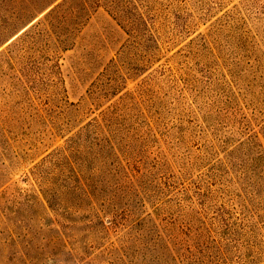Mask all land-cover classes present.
<instances>
[{"label": "rangeland", "instance_id": "obj_1", "mask_svg": "<svg viewBox=\"0 0 264 264\" xmlns=\"http://www.w3.org/2000/svg\"><path fill=\"white\" fill-rule=\"evenodd\" d=\"M130 2L0 0V264H264V0Z\"/></svg>", "mask_w": 264, "mask_h": 264}, {"label": "trees", "instance_id": "obj_2", "mask_svg": "<svg viewBox=\"0 0 264 264\" xmlns=\"http://www.w3.org/2000/svg\"><path fill=\"white\" fill-rule=\"evenodd\" d=\"M41 2L45 10H48L43 21L51 18L56 19L67 30L61 40V48L65 50L74 45L73 32L86 24V21L99 7H104L120 25L132 24V21L144 22L145 19L143 12L135 8L130 0H41ZM204 244L205 242H199V247ZM204 248L209 249L207 246ZM200 249L198 250L199 255L195 257L194 261L197 264H211V256L206 259L205 250ZM189 252L190 250L186 247V264H190L188 260ZM207 253L211 255L208 250ZM141 258L143 263L153 264L154 249L143 247Z\"/></svg>", "mask_w": 264, "mask_h": 264}]
</instances>
